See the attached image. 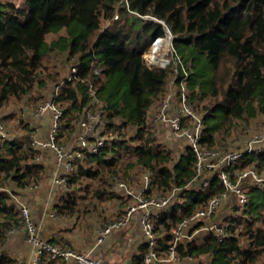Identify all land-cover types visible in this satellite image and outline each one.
I'll return each mask as SVG.
<instances>
[{
    "label": "trees",
    "instance_id": "obj_1",
    "mask_svg": "<svg viewBox=\"0 0 264 264\" xmlns=\"http://www.w3.org/2000/svg\"><path fill=\"white\" fill-rule=\"evenodd\" d=\"M124 4L125 0H23L21 6L11 1L0 2V101L26 95L34 77L40 75L42 59L54 51L64 53L66 60L73 59L72 64L80 66L89 64L95 55V65L103 70L99 76L91 69L85 73L97 82V95L106 105L107 129L118 136L109 139L97 153L86 154L68 172L67 186L56 192L58 201L54 209L62 216L79 213L76 206H83L86 211L87 204L78 199L80 182L100 179L102 186L91 196L100 201L117 200L121 208L116 218L125 215L127 205L134 203V199L116 186L119 180L111 175L125 173L134 166L146 167L151 171L146 196L179 190L169 206L151 209L156 249L163 258L174 241L173 229L204 208L210 197L225 191V187L217 177L208 185L195 180V153L191 147L184 139L171 135L166 127L151 122L157 99L169 88V69H151L143 63L142 54L153 38L163 33V27L141 15L164 20L175 34L174 46L189 73L188 98L204 123L201 143L215 147L217 135L227 132L234 119L264 113V0H128L129 9ZM116 11L119 17L114 19ZM62 30L65 34L46 41L47 34L57 35ZM223 56L230 57L233 65L231 80L222 90L216 86L215 74ZM67 84L56 97L64 110L66 134L73 129L89 100L85 84ZM218 94L223 96L221 102L210 108L200 104L207 96ZM11 135L0 143V264H15V259L2 249L16 228L25 232L19 226L20 203L26 201L17 190L37 185L45 173L43 163L34 159L36 149L31 146L29 136L20 140ZM163 138L175 143L173 149L180 155L176 157ZM247 166L264 170V143L239 159L238 167ZM112 181L114 185L110 184ZM140 182L144 183L143 176ZM138 186L140 183L133 187L139 190ZM246 190L249 199L245 204L230 195L233 200L228 212L233 211L236 216H229L224 222L215 219L224 201L213 215L218 227L227 225L224 237L220 239L215 229L179 240L178 259L174 261L259 264L264 260V188L248 184ZM134 217L139 219V214ZM203 223L200 221L196 226ZM193 230L194 227L188 232ZM148 251L145 237L131 262L142 264ZM44 264L60 262L44 258Z\"/></svg>",
    "mask_w": 264,
    "mask_h": 264
},
{
    "label": "built area",
    "instance_id": "obj_2",
    "mask_svg": "<svg viewBox=\"0 0 264 264\" xmlns=\"http://www.w3.org/2000/svg\"><path fill=\"white\" fill-rule=\"evenodd\" d=\"M125 6L129 8L128 1ZM118 14L114 15L116 19ZM144 19L157 21L163 26V33L156 35L149 47L142 54L143 63L153 69L154 67L169 69V88L167 92L154 105L151 122L155 125L168 129L171 135L182 138L195 153V180H201L203 185H208L214 177H217L225 187V191L210 197L204 208L196 210L189 217L173 229L174 241L169 246L165 257H160L156 249V232L151 219L152 208L169 206L178 191L175 188L167 195L146 196L150 187L151 171L145 169L144 183L140 182L139 190L130 186L123 180H119L116 186L123 189L127 195L134 199V203L127 205L125 215L111 220L96 229V241L86 252H78L71 248H59L58 246L43 240L37 225L32 218L29 206L20 203L22 224L19 227L25 229L27 241L34 247L33 260L27 264H44V258L58 260L60 264H106L103 257L94 253L112 232L126 227L135 215L139 214V224L149 245V251L143 258L142 264H159L164 261L177 260L176 244L182 239H191L196 233L218 229L220 239L227 233V225L218 227L214 220L217 207L230 195H234L238 203L245 204L249 196L246 190L248 184L264 188V170L256 167H238L239 159L250 153L261 143H264V133L255 134L248 139L245 148L232 149L228 146L216 148L201 143L204 123L198 110L188 98L186 81L189 76L188 70L174 46V34L162 19L145 14ZM97 58L94 55L90 63L85 66L72 65L65 78L58 83L51 92L46 94L33 113L39 117L45 113L50 114V127L45 139H38L34 131L28 135L31 146L36 149L35 161L40 159L49 150L54 154L57 167L62 168L60 175L54 178L58 188L63 189L68 183V172L75 169L79 160L88 153H97L109 139L118 136V133L108 130L105 120L106 105L97 95V82L91 78L87 69H91L94 75L99 76L103 70L95 65ZM68 82H79L86 85L89 100L85 104L73 129L66 134L63 130L64 110L56 100ZM9 137V131L0 116V143ZM200 221H205L201 226H196ZM192 232H188L193 228ZM128 264H134L132 262Z\"/></svg>",
    "mask_w": 264,
    "mask_h": 264
},
{
    "label": "crops",
    "instance_id": "obj_3",
    "mask_svg": "<svg viewBox=\"0 0 264 264\" xmlns=\"http://www.w3.org/2000/svg\"><path fill=\"white\" fill-rule=\"evenodd\" d=\"M35 118L31 119L30 128L33 129L38 139H45L50 127V114L45 113L37 117L38 120ZM54 158L53 152L48 150L38 161L45 167L42 179L37 185L18 189L17 193L29 206L32 218L37 223L39 233L44 240L59 247L72 248L78 252L88 251L94 245L96 229L102 225V218L106 215H102V217L80 216V213H77L71 216H62L55 211L54 206L58 201L56 192L64 189L58 188L54 183V178L62 172V168L56 166ZM232 200L231 196L224 200L216 214V220L226 216ZM144 238L139 221L134 217L128 228H121L109 234L94 253L102 256L106 264H128ZM202 238L203 235H201ZM2 252L15 259V264H27L33 260L34 247L27 241L24 230L16 228L8 235ZM192 260L160 264H192Z\"/></svg>",
    "mask_w": 264,
    "mask_h": 264
},
{
    "label": "rangeland",
    "instance_id": "obj_4",
    "mask_svg": "<svg viewBox=\"0 0 264 264\" xmlns=\"http://www.w3.org/2000/svg\"><path fill=\"white\" fill-rule=\"evenodd\" d=\"M5 1L14 2L18 6H21L23 3V0H0V2H5ZM120 5L122 6L121 3L118 4V6ZM125 7L128 8L127 6ZM115 14H118L117 16L118 18L119 17L118 11H116L114 15ZM103 23L106 24L105 21ZM61 34H65V31L62 30L57 35L53 33L47 34L46 41L50 42L52 39L57 38V36ZM174 38H175V34H174ZM74 62L75 60L73 59L66 60V55L64 53L61 54L58 51H54L48 54L42 59L40 75L38 77H34L30 89L26 95H24L20 99L9 97L3 101H0V116L5 122L10 135L13 134L18 139L21 140L26 138L31 133V131H33V129L30 128V125L32 121L31 119L35 118V116H33V113L36 106L45 99L46 94H48L49 87L51 86L53 87L52 84L56 80L61 78L63 74L66 72L68 66ZM232 65L233 64L230 57L223 56L222 62L220 63V66L215 74V81L217 88L224 89L226 88L227 84L230 82L231 74H232ZM57 71H59V74H56ZM222 100H223V96L221 94H218L215 97L207 96L205 99L201 101L200 104L207 105L210 108L211 106L221 102ZM38 119L39 118L37 117L35 118V120ZM232 122H234V124L230 127V129L227 132L219 133L217 135V142L215 144L216 148H222L224 146H228L232 149H243L245 148L246 142L250 137H252L255 134L264 133V113L259 112L253 117L234 119ZM131 131H134V129H131ZM161 140L164 143H166L171 149H173V147L176 146L175 143H172L171 141L168 142L169 140L167 139L163 138ZM174 154L176 157L180 155L179 152L175 150H174ZM145 169L147 168L143 166H134L132 167V169H130V171H127L125 173L123 171H119L116 174H112L111 176L115 177L116 180L125 181L130 186H137L140 183V177L142 173L145 171ZM258 170L260 171L259 168ZM106 178L109 179V175H106ZM82 181L83 182H80L82 183L81 184L82 188L77 192V194L79 201L87 204L85 206L87 210L85 211L83 209V206H76L78 207L77 212L80 213V216L86 215V216L102 217V215H106L105 217L102 218V225L116 218L119 215L118 213L120 212V208H121L117 200L107 199L104 201H100L94 195L91 196L93 191L97 189V187L102 186L103 184L102 181L100 179H94V180L84 179ZM114 181L110 182V184L112 183L111 185H114L115 183ZM86 184L88 185L85 186ZM153 196L158 197L160 195L158 196L153 195ZM178 200L180 199L177 198V201ZM229 216L230 218L232 216H236L235 212L233 211L227 212L226 216L221 217L220 220L224 222V220ZM257 223L259 225V222ZM256 226L257 224L254 227ZM81 252H86V251H81ZM259 264H264V260L262 259V261Z\"/></svg>",
    "mask_w": 264,
    "mask_h": 264
},
{
    "label": "clouds",
    "instance_id": "obj_5",
    "mask_svg": "<svg viewBox=\"0 0 264 264\" xmlns=\"http://www.w3.org/2000/svg\"><path fill=\"white\" fill-rule=\"evenodd\" d=\"M72 65H76V64H71L70 66H68L66 72L63 74V76L61 77V79H60V81H59L58 83H60V82L65 78L67 72L69 71V69L71 68ZM58 83H57V84H58Z\"/></svg>",
    "mask_w": 264,
    "mask_h": 264
}]
</instances>
